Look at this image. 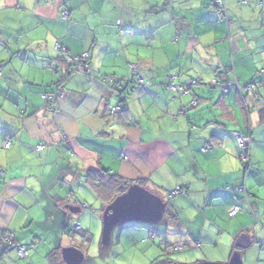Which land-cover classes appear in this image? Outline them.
Wrapping results in <instances>:
<instances>
[{
	"label": "clouds",
	"instance_id": "obj_1",
	"mask_svg": "<svg viewBox=\"0 0 264 264\" xmlns=\"http://www.w3.org/2000/svg\"><path fill=\"white\" fill-rule=\"evenodd\" d=\"M0 264H264V0H0Z\"/></svg>",
	"mask_w": 264,
	"mask_h": 264
},
{
	"label": "water",
	"instance_id": "obj_2",
	"mask_svg": "<svg viewBox=\"0 0 264 264\" xmlns=\"http://www.w3.org/2000/svg\"><path fill=\"white\" fill-rule=\"evenodd\" d=\"M136 186H139V185H136ZM138 195H143V193H138ZM158 211H159V205L158 203H154L153 206H152V212L154 215L158 214ZM71 255V254H69Z\"/></svg>",
	"mask_w": 264,
	"mask_h": 264
}]
</instances>
